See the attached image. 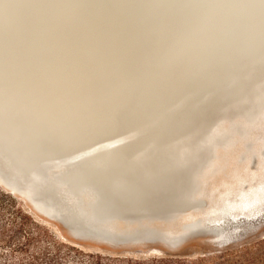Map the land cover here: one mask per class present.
I'll list each match as a JSON object with an SVG mask.
<instances>
[{
    "label": "bare ground",
    "instance_id": "bare-ground-1",
    "mask_svg": "<svg viewBox=\"0 0 264 264\" xmlns=\"http://www.w3.org/2000/svg\"><path fill=\"white\" fill-rule=\"evenodd\" d=\"M241 89L255 102L220 116V93L231 99ZM200 98L215 120L194 142L207 145L188 170L191 185L175 198L176 212L198 206L216 150L238 138L249 147L246 137L264 119V0H0V184L12 194L20 180L30 206L61 221L53 208L59 203L78 236L86 235L81 229L121 231L114 219L122 217L112 218L116 198L104 191L121 184L105 165L129 176L121 167L130 145L167 144L175 154L186 148L175 128L189 125ZM201 226L192 219L169 241Z\"/></svg>",
    "mask_w": 264,
    "mask_h": 264
},
{
    "label": "rangeland",
    "instance_id": "rangeland-1",
    "mask_svg": "<svg viewBox=\"0 0 264 264\" xmlns=\"http://www.w3.org/2000/svg\"><path fill=\"white\" fill-rule=\"evenodd\" d=\"M252 98L244 89L232 94L231 99L224 101L225 108L222 106L220 116L244 110L251 102H255ZM196 101L193 102L195 109L188 120L189 125L175 128L178 134L176 143H183L186 148L176 154L171 145L165 152L156 148L154 152L149 149V152L143 150L142 153H136L142 146L130 145L124 150L130 155V160L123 161L121 167L131 174L129 176L119 175L112 164L105 165L121 187L104 191L116 198L117 212L131 217L114 219V223L118 227L156 229L165 232L164 238L110 242L95 237H81L72 233L58 218L32 208L24 193L13 191L11 194L8 187L0 184V190L9 197L6 198L9 204L14 203L15 199L17 206L41 225L36 228L30 222L22 224L20 215L13 221L12 216L7 214L0 225V264H39L41 259L35 257L42 255L41 251L49 243H55L54 237L85 252L113 257L112 260H102V264H106L105 261L109 264L114 261L116 264L129 263L127 260L119 261L120 258L142 261L132 264H264V119L244 138L249 147L244 148L241 139L234 135L237 139L235 142L216 150L214 168L207 170L204 178L201 177L200 205L176 212L175 198L182 190V185L189 184L188 170L198 163L195 155H200L199 149L207 145L194 142L206 129L207 122L215 120V117L208 118L211 112L209 108ZM193 122L201 123L200 128L192 132L188 129ZM132 147L135 150L130 152ZM148 165L155 166L158 171H152ZM132 177L138 185L136 189L128 185ZM141 183L151 188L143 189L139 187ZM227 201L230 203L226 204ZM221 208L223 213L219 210ZM156 211L173 216L170 219L145 216ZM192 219H198L203 226H218L221 232L205 229L195 233L196 228L188 231L176 244H171L169 238L172 234ZM50 232L54 235L53 239ZM28 233L34 237L29 245L26 244ZM87 259L83 257L73 261L85 262Z\"/></svg>",
    "mask_w": 264,
    "mask_h": 264
},
{
    "label": "water",
    "instance_id": "water-1",
    "mask_svg": "<svg viewBox=\"0 0 264 264\" xmlns=\"http://www.w3.org/2000/svg\"><path fill=\"white\" fill-rule=\"evenodd\" d=\"M2 71V70H1ZM211 98V97H210ZM219 99L221 100V103H223V100L224 101H226V100H229L230 98L229 97H227V96H225V94L223 93V92H221L220 93V95H219ZM205 100H206V98H205ZM203 98H200V99H198L197 101L198 102H201L202 103V106L204 105V106H206V107H211L212 105L211 104H208L206 101H205ZM196 101V102H197ZM230 101H232V102H235V101H233V100H230ZM230 101H227V102H230ZM226 102V103H227ZM225 105V104H224ZM223 105V107L225 108V106ZM222 107V108H223ZM216 110L215 109H212V111L209 113V115H208V118L209 119H211V118H213L214 117V112H215ZM182 113V115H184V113L185 112H181ZM200 123L201 122H199V123H197V122H193L192 123V125H191V127H190V129H188V130H190V131H195V130H198L199 128H200ZM127 132V131H126ZM117 133H119V131H114V132H112L110 135H104L103 137L102 136H99V137H97L96 139H95V141H99V140H102V139H104V138H106V136L107 137H109V136H111V135H114V134H117ZM158 136H164V134L163 133H161V132H159L158 134H157ZM127 138H130V137H132L133 136V133H132V131H128L127 132ZM154 140H156V139H154ZM94 141V142H95ZM155 142V141H154ZM140 146V145H139ZM152 147V148H151ZM168 147H169V145H167V144H164V145H156V143H153V145H143L140 149H137L136 150V153H142V151L143 150H145V151H150L149 149H151V152H154L155 151V149L157 148V150H159L160 152H165V151H167V149H168ZM133 150H135V149H133V147H132V149L130 150V152H133ZM113 151V150H112ZM131 154V153H130ZM84 155H86V152L85 153H82V154H80V155H78V156H76V157H74V158H68V159H66V160H63L65 163H70L69 161H75V160H78V159H80V158H82ZM132 158H133V156H132ZM73 163V162H72ZM164 163V162H163ZM9 179V177H7V178H5V180H6V182H7V184H9V182H11V181H9L8 180ZM11 180H12V178H10ZM27 182L28 183H30L31 185L30 186H32V185H34L35 184V180L34 179H31L29 176H28V179H27V181L25 182L26 184H27ZM17 185L16 186H14V190L15 191H19V192H23L24 191V188H25V185L23 186V184L20 182V180L18 181L17 180ZM43 183V182H42ZM45 184V183H44ZM91 184H93V183H91ZM20 186V187H19ZM88 186H91V185H88ZM38 189V190H37ZM41 189H42V185L41 184H38V186L36 185V190L37 191H35V192H37V194H38V192H39V194H41L42 192H41ZM25 192V191H24ZM84 193H86V195H88V193L87 192H84ZM83 193V194H84ZM38 194V195H39ZM34 198V197H33ZM34 200V199H33ZM37 201H39V200H37ZM36 201V205L38 206V207H43V208H45V210H47V212H49V210L48 209H46V206H45V202H43V201H39V202H37ZM55 205L53 206V208H54V210L56 211V213L57 212H61L60 214H59V217H61V221L65 224V225H67V226H69L67 223H69L70 225H72V226H74L75 224H72L73 223V221H75V219H73V218H71V216L70 215H68V213H66L63 209H62V206L61 205H59V203H54ZM183 208V207H182ZM64 211V212H63ZM123 214V215H122ZM61 215V216H60ZM116 215H118V216H121V217H123V218H125L126 216H128V215H124V213H120V212H116V211H114V213H113V215H112V218H114V217H116ZM171 214H165V213H161L160 211H156V212H154V213H150V214H147V215H145L146 217H149V218H154V217H158V218H168L169 216H170ZM49 216H51V215H49ZM125 216V217H124ZM53 217V216H52ZM128 218H131V217H126V219H128ZM67 222V223H66ZM110 224V226H111V223H109ZM70 227V226H69ZM71 228V227H70ZM121 229V228H120ZM205 229H208V230H211V231H213L214 229H219V227L218 226H216L215 228H214V226H212V227H207V226H201L200 228H198L197 230H194V232L195 233H200V232H202V231H204ZM81 230H83V233H85L86 235L85 236H89V237H92V236H94V235H100V236H102V238L103 239H105V240H116V242H118V241H120V242H126V241H129V240H138V237H135V236H130V235H127V234H124V233H126L127 231H129V227H122V229H121V231H117V230H114L115 232L114 233H108V232H102V233H98V232H96L95 234H94V232H91L90 230H88V229H81ZM117 231V232H116ZM161 231H158V230H156L155 229V232H153L152 234L151 233H149V234H147V235H145V237L143 238V239H145V240H154V239H158V238H162V237H159V235L160 236H165V232H161V233H163V235H161V234H158V233H160ZM75 235H77V233H75ZM115 242V241H114Z\"/></svg>",
    "mask_w": 264,
    "mask_h": 264
},
{
    "label": "trees",
    "instance_id": "trees-1",
    "mask_svg": "<svg viewBox=\"0 0 264 264\" xmlns=\"http://www.w3.org/2000/svg\"><path fill=\"white\" fill-rule=\"evenodd\" d=\"M6 198H9V197H7V195L4 194V192L0 190V225L2 224L3 221H5V216H7V214H10L13 218V221L20 215L19 217L21 219L20 223L26 224L27 222H30L31 224H35L34 226H36V228L41 226L31 216L26 214L23 211V209L17 206L15 199H14V203L9 204ZM11 207H12V211L10 210ZM31 232L34 233L33 231ZM49 235L53 239L54 235L51 234V232ZM40 236L41 235L39 234L38 237ZM33 238L34 237L31 235V233H28L26 244L29 245L32 242ZM54 240H55V243L53 245H50L49 243L48 246H45V250L41 251L42 255L35 257V258L41 259L39 264L42 262L43 264H102L103 263L102 260H112L113 259V257L102 256L101 254H94L92 252H85L77 248L74 245H71V244L69 245L65 242L57 241L55 237H54ZM83 257H87L88 258L87 261L85 262L84 261L83 262L73 261L76 258L80 260ZM118 260L119 261L127 260L129 262L128 264H132V262H137V263L142 262L141 260L133 259V258H128V259L120 258ZM105 263L109 264L108 261L107 262L105 261ZM113 264H116V262L114 261Z\"/></svg>",
    "mask_w": 264,
    "mask_h": 264
}]
</instances>
